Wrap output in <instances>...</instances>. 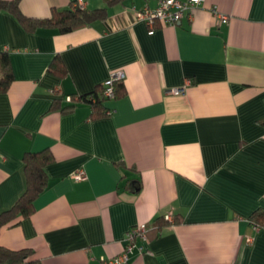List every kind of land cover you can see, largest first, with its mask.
<instances>
[{
    "label": "crops",
    "instance_id": "1",
    "mask_svg": "<svg viewBox=\"0 0 264 264\" xmlns=\"http://www.w3.org/2000/svg\"><path fill=\"white\" fill-rule=\"evenodd\" d=\"M78 1L19 5L48 18ZM156 5L120 0L68 33L29 32L0 10L13 74L0 92V213L26 189L24 155L51 157L33 213L2 226L0 246L31 249L35 264H106L145 224L126 264H264V0H205L153 30L135 20ZM56 57L65 74L51 68ZM115 71L123 92L104 100L111 114L93 116L79 97ZM80 170L86 179L71 177Z\"/></svg>",
    "mask_w": 264,
    "mask_h": 264
},
{
    "label": "trees",
    "instance_id": "2",
    "mask_svg": "<svg viewBox=\"0 0 264 264\" xmlns=\"http://www.w3.org/2000/svg\"><path fill=\"white\" fill-rule=\"evenodd\" d=\"M118 1L120 0H106L107 5L93 10L80 7L78 3L72 4L66 9L55 8L52 15L48 18L26 16L20 8L19 0H0V10L10 11L29 32L36 30L38 27H56L61 32L68 33L94 20L106 18L108 6L114 5ZM51 68L57 73H66V69L59 57L55 58ZM12 80L13 74L8 54L6 52L0 53V92H6ZM122 83L117 82L114 84L115 97L123 92ZM104 91L105 86L102 85L100 91L79 97V100L91 104L93 116L111 114V111L103 106L104 100L108 99L104 95ZM73 101L74 97L72 96ZM71 107L73 106L71 105L68 108ZM23 160L27 179L26 189L13 207L0 213V228L14 223L19 217L30 216L34 210L35 200L47 185L46 166L51 160L50 155L44 151L27 152ZM132 188L136 190L139 188V184H134ZM163 220L168 221L165 217H163ZM32 254L33 251L31 249L14 250L0 246V264H35L36 261L31 259Z\"/></svg>",
    "mask_w": 264,
    "mask_h": 264
},
{
    "label": "built area",
    "instance_id": "3",
    "mask_svg": "<svg viewBox=\"0 0 264 264\" xmlns=\"http://www.w3.org/2000/svg\"><path fill=\"white\" fill-rule=\"evenodd\" d=\"M205 0H157V5L155 8L145 7L142 10H137L135 12L136 21H144L150 30H153L156 22H161L164 24H177L181 19L187 15L192 16V11L198 8L204 3ZM80 7H84V1H78ZM212 12L218 21L227 20L228 16L217 10L216 7L212 8ZM125 78V73L123 71L113 72L109 79L105 81V91L104 95L110 99L115 97L114 84L117 82H123ZM189 85V81L181 87L173 88L169 92L175 95H180L185 93L186 87ZM68 101H72V97H68ZM71 177L75 180L86 179V173L84 170L72 173ZM168 221H173L171 215L165 216ZM148 228L145 224H139L131 228V230L126 235V246L124 250L119 255L107 259L106 264H126L130 259V254L133 248L136 246L137 240H147ZM251 240V238H249Z\"/></svg>",
    "mask_w": 264,
    "mask_h": 264
}]
</instances>
